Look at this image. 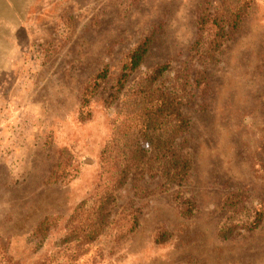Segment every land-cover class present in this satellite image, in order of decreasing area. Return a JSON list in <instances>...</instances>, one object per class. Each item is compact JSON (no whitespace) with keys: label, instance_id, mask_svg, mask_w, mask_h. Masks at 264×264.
I'll return each mask as SVG.
<instances>
[{"label":"rangeland","instance_id":"1","mask_svg":"<svg viewBox=\"0 0 264 264\" xmlns=\"http://www.w3.org/2000/svg\"><path fill=\"white\" fill-rule=\"evenodd\" d=\"M245 2L217 59L205 60L211 31L197 29L199 13L225 17ZM148 35L126 95L117 93L129 52ZM159 65V83L190 119L186 183L164 190L134 173L105 230L91 243L66 241L77 205L85 201L83 222L112 181L101 153L121 103ZM239 189L244 200L225 207ZM182 195L195 203L189 217ZM47 216L48 231L35 234ZM0 264H264V0H0Z\"/></svg>","mask_w":264,"mask_h":264},{"label":"trees","instance_id":"2","mask_svg":"<svg viewBox=\"0 0 264 264\" xmlns=\"http://www.w3.org/2000/svg\"><path fill=\"white\" fill-rule=\"evenodd\" d=\"M248 4H237L225 17L223 14L210 12L207 8L199 13L196 20L197 29L201 32L211 31V38L204 49L205 60L217 59V52L228 37L229 30L238 27ZM150 42L151 36L148 35L129 52L117 79V93L126 95L127 78L142 64ZM166 68L167 65L157 66L153 72L138 80L129 89L130 96L126 102L121 103V111L114 121L111 142L101 153L102 166L111 169L112 181L98 196L83 222H80L79 218L85 201L77 205L69 218L71 227L65 237L66 241L93 242L108 225L116 192L128 184L134 173L156 178L164 190L173 186L181 187L186 183L193 168L185 137L190 119L184 111L182 97L159 83ZM107 75V67L95 74L83 91L84 105L88 104ZM124 105L128 107L125 112L122 111L126 108ZM243 200L242 191L234 190L225 197L223 205L236 208ZM194 207V201L182 195L180 214L189 217L193 214ZM48 218H43L36 225L35 234H45L48 231ZM259 221L258 216L253 221V228ZM137 225L138 217L134 216L130 230H134ZM231 231L228 232L231 234ZM221 235L228 236L224 230ZM157 240H167L166 233L161 234Z\"/></svg>","mask_w":264,"mask_h":264}]
</instances>
